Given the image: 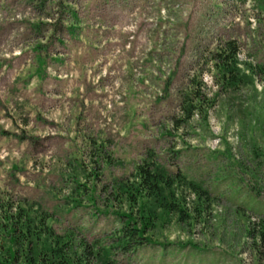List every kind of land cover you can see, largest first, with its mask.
I'll list each match as a JSON object with an SVG mask.
<instances>
[{"label":"rangeland","instance_id":"obj_1","mask_svg":"<svg viewBox=\"0 0 264 264\" xmlns=\"http://www.w3.org/2000/svg\"><path fill=\"white\" fill-rule=\"evenodd\" d=\"M228 41L237 90L213 60ZM145 162L212 202L176 188L190 220L114 261L264 264V0H0V211L109 246Z\"/></svg>","mask_w":264,"mask_h":264},{"label":"trees","instance_id":"obj_2","mask_svg":"<svg viewBox=\"0 0 264 264\" xmlns=\"http://www.w3.org/2000/svg\"><path fill=\"white\" fill-rule=\"evenodd\" d=\"M239 52L237 43L228 41L213 56L222 84L229 90L252 82V77L240 69ZM193 110L189 112L190 117ZM176 188H185L198 201L212 202L210 193L199 184L188 181L180 172L171 174L152 162L138 167L132 183L119 182L116 196L128 202L131 211L115 214L121 229L109 246L90 245L79 236L77 239L74 232L57 233L47 224L50 215L32 209L33 205L27 208L2 206L0 264H119L114 261L117 254L128 255L152 244L148 234L156 230L162 217L176 216L181 223L190 220L185 199L178 195Z\"/></svg>","mask_w":264,"mask_h":264}]
</instances>
